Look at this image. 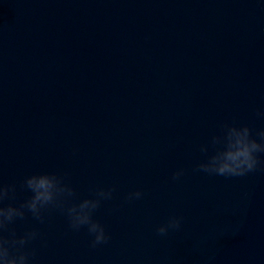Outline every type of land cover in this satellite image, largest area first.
I'll return each mask as SVG.
<instances>
[{
  "label": "water",
  "instance_id": "95a60500",
  "mask_svg": "<svg viewBox=\"0 0 264 264\" xmlns=\"http://www.w3.org/2000/svg\"><path fill=\"white\" fill-rule=\"evenodd\" d=\"M258 111L264 0H0V180L115 187L94 213L106 244L58 209L17 221L41 234L31 264H264V170H194L223 123L264 128Z\"/></svg>",
  "mask_w": 264,
  "mask_h": 264
},
{
  "label": "clouds",
  "instance_id": "9594fccd",
  "mask_svg": "<svg viewBox=\"0 0 264 264\" xmlns=\"http://www.w3.org/2000/svg\"><path fill=\"white\" fill-rule=\"evenodd\" d=\"M264 117V112H257ZM211 149V151H210ZM205 158L195 165V171L209 176L244 177L258 169L264 170V128L253 130L248 124L223 123L218 134L208 144L200 146ZM184 169L175 171L173 180H179ZM66 175L55 172L34 173L16 183L0 180V264H31L35 250L29 246L40 239V232L27 229L18 234L17 221L28 215L40 224L46 222L45 212L58 209L68 220L69 228L79 231L86 228L92 237L91 246L106 244L110 237L105 227L94 219L102 202L111 200L115 187L97 188L90 197L80 199L76 189L66 182ZM19 192L31 193L18 200ZM141 190L129 192L126 201L142 199ZM183 217L172 216L156 228L159 236L182 230Z\"/></svg>",
  "mask_w": 264,
  "mask_h": 264
}]
</instances>
